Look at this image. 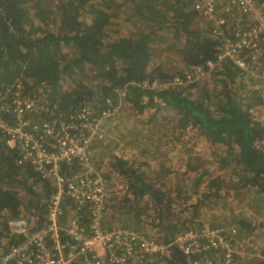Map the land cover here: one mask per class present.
Here are the masks:
<instances>
[{"label":"trees","instance_id":"trees-1","mask_svg":"<svg viewBox=\"0 0 264 264\" xmlns=\"http://www.w3.org/2000/svg\"><path fill=\"white\" fill-rule=\"evenodd\" d=\"M93 1L0 0V90L21 84L26 95H36L49 108L69 114L89 105L95 111L108 109L105 100L110 98L119 107L108 118L110 122L122 110L121 98L135 117L152 109L156 113L162 109L172 111L178 117L173 126L177 135L178 130L191 131L185 145L206 139L226 146L223 154L215 153L208 164L227 171L229 178L210 177L204 198L215 203L216 196L227 190L243 194L256 190L257 195L263 196L259 202L264 206V122L257 115L264 104L260 90H250L240 71L228 62L214 68L209 84L165 90L144 89L140 85L144 81H170V69L177 63L179 68L174 69L182 75L193 66L207 71L208 62H216V44L207 27H200L193 11L196 0H100L97 4ZM136 2L139 9L134 8L129 17L135 15L140 22L133 24L134 30L125 37L112 39L111 25L104 17L120 16L124 5L131 3L126 8L130 10ZM103 6L107 10L103 18H98ZM165 31L172 36H164ZM162 48L163 53L158 55ZM122 92L124 96H120ZM19 158L0 131V245L8 239L6 248L0 249V264L2 254L15 243L9 236L7 222L19 218L24 205L31 210L39 202H25L24 195L47 200L53 193L49 182L38 178L30 167L19 166ZM112 168L129 186L130 199L115 209L125 221L123 228L141 227L146 212L153 211L150 225L160 236L158 241L170 244L192 223L202 225L193 221L195 213L209 207L203 200L188 206L190 196L182 195L183 189L177 188L176 198L185 199L183 208L194 211V219L181 217L178 212H171L176 198L157 191L130 161L116 157ZM175 174L167 168L164 177ZM140 206L146 212L140 213ZM83 221L88 223L86 215ZM135 221L137 224L133 225ZM215 254L212 251L202 257ZM262 257L246 264H264V252ZM199 260L206 264L209 259ZM167 264L191 262L173 245Z\"/></svg>","mask_w":264,"mask_h":264},{"label":"built area","instance_id":"built-area-1","mask_svg":"<svg viewBox=\"0 0 264 264\" xmlns=\"http://www.w3.org/2000/svg\"><path fill=\"white\" fill-rule=\"evenodd\" d=\"M193 11L216 44V62H208L207 71L193 66L166 83L144 81L141 87L209 84L214 68L228 62L250 90L257 89L254 82L264 92V0H196ZM12 88L0 90V131L20 156L19 166L30 167L49 182L53 193L32 222L22 217L7 222L15 243L2 254V264H150L152 259L167 264L173 245L191 264H200L212 251L221 261L209 259L206 264L233 263L235 254L226 239L235 231L225 227L181 232L170 244L147 238L137 228L107 230L104 177L89 151L104 132L105 121L119 110L110 98L105 100L108 109L86 106L69 114L26 95L21 84Z\"/></svg>","mask_w":264,"mask_h":264},{"label":"rangeland","instance_id":"rangeland-1","mask_svg":"<svg viewBox=\"0 0 264 264\" xmlns=\"http://www.w3.org/2000/svg\"><path fill=\"white\" fill-rule=\"evenodd\" d=\"M99 1L94 0L93 3L97 4ZM125 1L130 0H119V2L123 3ZM137 3L133 4V8L130 10L126 8L131 3L124 5L120 16L115 15L113 18L104 17V12H106L107 8L102 9L100 7V11L98 12L100 16L98 18L104 17L106 22L111 25L110 36H112V39L125 37L135 28L133 24L140 22L135 15L129 17L134 8L139 9ZM94 18H90L89 21ZM198 18L200 27L205 28L203 26V20L200 17ZM143 28V25L139 24V29L143 30ZM164 36L171 37L172 35L168 31H165ZM162 53L163 48L157 51L158 55ZM177 66H179L178 63L170 69L171 75L178 74L174 69L179 68ZM253 85L257 88L256 90L262 92L263 97L264 92L260 84L253 82ZM124 95L123 92L120 94V96ZM36 97L34 95L35 99ZM120 100L122 110L114 122L109 121L112 117L105 121L103 126L104 132L97 138L89 151L93 162L97 165L104 177L107 192V212L104 223L107 230L118 227L123 228L122 225L125 221L122 215L115 209L119 207L117 206L118 204L126 203L130 199L129 193L127 192L129 186L126 185L124 178L113 171L112 168L114 159L119 157L130 161L135 168H138V172L142 176L147 177L155 185L157 191H165L170 196L176 198L175 195L179 192L176 189L181 188L183 189L182 195L190 196L191 198L186 205H195L199 200H203L209 206H204L197 214L195 213L196 217L194 219V215L191 214L194 212L193 209L190 210L192 211L190 213L186 211V206L185 209L183 208L185 199L176 198V204L171 208V212H178L181 217L194 219L193 222H202V225L192 223L182 233L188 230L201 231L225 227L226 229L235 231L234 234L229 233L230 237L226 239L231 244V249L235 254V259L232 264H246L253 258H263L264 206L259 202L260 199H263V196L257 195L256 190H252L246 194H243L244 192L235 193L232 190H227L226 193L222 192L221 196H216L215 203L204 198V194L208 191L210 177H218L221 175L224 176L225 180L227 177L229 178L227 171H221L217 165L211 166L208 164L212 162V156L215 153L223 154L226 146L206 139H201L197 142L192 141L185 145V140L189 137L191 131L185 128L178 130L179 135H177L173 129V126L177 125L178 121L176 113L160 108L162 110H158L157 113L155 109H152L143 115L135 117L130 107L125 105V99L121 98ZM91 106L93 108V105ZM262 107L257 115L264 122V104ZM179 138H181L180 141ZM160 139L162 141H157ZM146 150L152 153L146 155L144 154ZM167 168L173 174L176 172L178 175L164 177ZM24 198L25 202L39 200L37 205L31 210L26 209L25 205L21 208L20 217L32 222V218L36 212L44 211L48 200L38 199L36 195H24ZM140 207L138 209L140 213L146 212L145 207ZM146 213L148 214L145 218V223L141 227L134 226L133 228L144 231L147 236H150H148L149 238L158 241L161 238L152 229V225H150L155 214L153 211H147ZM9 216H11L10 213ZM242 223H245V227L242 226ZM135 224H137V221L133 225ZM2 242H8V239L2 240ZM5 248L6 246L0 245V249ZM202 259V262H205V259H212L209 261H215L216 263H220L221 261L218 255L205 256ZM79 264L84 263H80L79 261ZM150 264L159 263L157 260L152 259Z\"/></svg>","mask_w":264,"mask_h":264},{"label":"crops","instance_id":"crops-1","mask_svg":"<svg viewBox=\"0 0 264 264\" xmlns=\"http://www.w3.org/2000/svg\"><path fill=\"white\" fill-rule=\"evenodd\" d=\"M118 1H119V0H118ZM120 3H121V2H120ZM102 8L106 9V7H104V6H103Z\"/></svg>","mask_w":264,"mask_h":264}]
</instances>
